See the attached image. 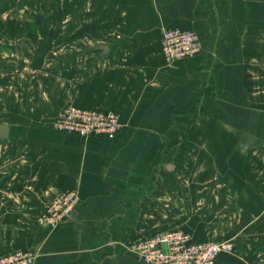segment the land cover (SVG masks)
Listing matches in <instances>:
<instances>
[{
  "label": "crops",
  "instance_id": "crops-1",
  "mask_svg": "<svg viewBox=\"0 0 264 264\" xmlns=\"http://www.w3.org/2000/svg\"><path fill=\"white\" fill-rule=\"evenodd\" d=\"M173 28L197 33V56L165 63L161 34ZM0 79L31 88L25 118L0 122L9 127L0 255L143 264L126 246L168 230L196 241L264 239L253 217L264 208V0H0ZM64 105L115 112L120 130L112 140L58 132L51 118ZM178 113L195 134L174 159L158 150L169 140L158 135ZM142 143L152 146L137 150ZM62 191L77 192L74 212L52 231L38 227ZM193 207L229 211L197 227L184 221ZM233 213L246 227L225 230ZM237 254L229 264H242ZM260 255L254 264H264Z\"/></svg>",
  "mask_w": 264,
  "mask_h": 264
},
{
  "label": "built area",
  "instance_id": "built-area-1",
  "mask_svg": "<svg viewBox=\"0 0 264 264\" xmlns=\"http://www.w3.org/2000/svg\"><path fill=\"white\" fill-rule=\"evenodd\" d=\"M199 39L195 32L178 28L167 29L162 33L161 50L169 64L191 59L199 53ZM60 113V114H59ZM53 121L52 128L65 134L81 138L102 136L108 140L116 137L119 131L117 113L83 109L73 105L65 106ZM79 203L76 191H62L55 194L37 217V226L50 231L64 223ZM232 242L226 240L199 242L189 235L168 230L153 235L142 236L126 246V250L143 264H215L221 254L233 252ZM35 254L16 250L0 255V264H34Z\"/></svg>",
  "mask_w": 264,
  "mask_h": 264
},
{
  "label": "rangeland",
  "instance_id": "rangeland-1",
  "mask_svg": "<svg viewBox=\"0 0 264 264\" xmlns=\"http://www.w3.org/2000/svg\"><path fill=\"white\" fill-rule=\"evenodd\" d=\"M195 32V31H193ZM163 33V32H162ZM196 33V32H195ZM197 34V33H196ZM162 37V34H161ZM199 38V37H198ZM200 46V45H199ZM162 52V50H161ZM164 58V57H163ZM165 60V59H164ZM166 64H169L165 61ZM175 63V62H173ZM171 63V64H173ZM177 63V62H176ZM23 81V80H21ZM25 82H20L17 79L12 81V84H8L6 86V80L0 79V122L2 121H12L15 122L17 120H22V118H25L26 113L23 112L24 108V101L22 95L28 91H31V88L27 87L24 85ZM67 105H64L61 107L51 118V121H55L60 114L59 112ZM59 113V114H58ZM63 114L59 115L58 119L62 116ZM29 116V114H28ZM34 118V117H33ZM178 121V123L176 122ZM181 114L178 113L177 117H175L174 121V127L172 129L170 128H164L160 129V133L158 136H161L163 139L166 137L169 138L168 142L165 141L164 143H161L158 145V150L160 149L161 151H172L173 153V158L174 159H179L181 157V152L184 149V146H187L185 143V140L188 134H195L190 133V131L193 129V127H189L186 129L185 127L182 126L181 122ZM178 124V125H176ZM53 125V123H52ZM120 130V126H119ZM154 131V129H152ZM153 133H158V132H153ZM171 137V138H170ZM164 141V140H163ZM147 144L142 143L141 148H138L137 145V150H149L150 146L149 145L146 148ZM189 146H192V144H189ZM250 212V209H247ZM257 212V209H251ZM228 208H198V207H193L189 208L187 215L188 217H185L184 221H188V224L192 226H197V227H204L211 225L215 220L216 221H221V219L224 220L225 216L220 215V213H225L228 212ZM205 213L202 215V213ZM262 215L258 216V214H254L253 217L258 218L261 221V225L257 226L258 230L261 231L264 229V208L261 209ZM199 214V215H198ZM258 216V217H257ZM240 217V216H239ZM235 215V213L232 214V216H228V221L229 226L225 227V230H228V228L233 227L235 224H240L246 227V222L247 219L244 217H240ZM175 231H180V229H175ZM182 232V230L180 231ZM199 242H207L209 240H198ZM218 241V240H216ZM229 242H232L234 248L233 252L225 254L226 256H229L224 259V263L229 264L230 262H234V257L238 256L241 257L237 253H250L249 254V259L250 262H248V257L244 254V259L240 260L239 258L238 261H240L242 264H254L253 262L255 260L259 261L261 258L260 251L264 248V239L262 240H226ZM215 242V241H213ZM259 263V262H258Z\"/></svg>",
  "mask_w": 264,
  "mask_h": 264
},
{
  "label": "water",
  "instance_id": "water-1",
  "mask_svg": "<svg viewBox=\"0 0 264 264\" xmlns=\"http://www.w3.org/2000/svg\"><path fill=\"white\" fill-rule=\"evenodd\" d=\"M96 50L104 51L106 47L104 46H96ZM9 137V127L5 124H0V141H4Z\"/></svg>",
  "mask_w": 264,
  "mask_h": 264
},
{
  "label": "trees",
  "instance_id": "trees-1",
  "mask_svg": "<svg viewBox=\"0 0 264 264\" xmlns=\"http://www.w3.org/2000/svg\"><path fill=\"white\" fill-rule=\"evenodd\" d=\"M136 240V239H135Z\"/></svg>",
  "mask_w": 264,
  "mask_h": 264
}]
</instances>
